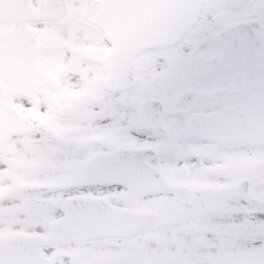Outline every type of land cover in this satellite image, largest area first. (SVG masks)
Returning <instances> with one entry per match:
<instances>
[{
  "label": "snow or ice",
  "instance_id": "snow-or-ice-1",
  "mask_svg": "<svg viewBox=\"0 0 264 264\" xmlns=\"http://www.w3.org/2000/svg\"><path fill=\"white\" fill-rule=\"evenodd\" d=\"M0 264H264V0H0Z\"/></svg>",
  "mask_w": 264,
  "mask_h": 264
}]
</instances>
